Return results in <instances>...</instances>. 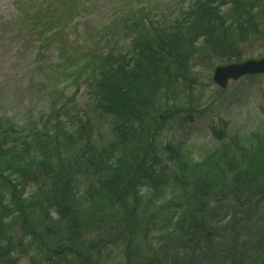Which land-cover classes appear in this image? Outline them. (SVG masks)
<instances>
[{"label":"trees","instance_id":"obj_1","mask_svg":"<svg viewBox=\"0 0 264 264\" xmlns=\"http://www.w3.org/2000/svg\"><path fill=\"white\" fill-rule=\"evenodd\" d=\"M96 1L15 0L21 13L6 31L35 46L44 78L28 92L55 88L46 85L42 61L55 43L59 81L82 77L91 101L81 108L52 97L46 114L0 117V264H11L13 252H33L46 264H95L94 252L124 239L130 248L137 235L159 243L142 264L238 261L237 254L248 255L241 251L248 231L261 227L251 219L264 215V119L248 135L229 136L227 124L212 128L227 141L198 155L173 141L152 155L148 147L157 144L160 113L187 110L183 88L168 93L176 83H195L190 64L200 49L209 47L222 65L237 45L264 37V0H189L186 9V0L110 1L115 24L86 38L93 47L72 57L73 44L60 39ZM104 123L108 131L99 128ZM132 255L111 264H138Z\"/></svg>","mask_w":264,"mask_h":264},{"label":"rangeland","instance_id":"obj_2","mask_svg":"<svg viewBox=\"0 0 264 264\" xmlns=\"http://www.w3.org/2000/svg\"><path fill=\"white\" fill-rule=\"evenodd\" d=\"M120 3L117 2L116 5ZM123 6L121 4L119 8ZM90 7L92 8L91 14L80 16L81 18L77 17L69 22V26L67 25L65 28L67 33L60 39V42L68 47L73 44L72 57H80L86 52V49L93 47V43H90L86 48V38L95 36L97 32L100 33L102 28L105 29L109 24H115L116 16L111 11L117 10V8L110 0L92 2ZM19 12L17 6L14 5V0H0V117L6 115L18 118L26 113L28 109L32 114L37 112L46 114L51 109L52 97H56L58 103H61L63 99H70L71 105L78 104L79 107L86 108L91 101V97L88 94L89 86L85 85L84 79L82 80V77H79L77 81H59L63 77V75H60L62 69L56 67L54 61L58 59L60 46L55 43L48 45L44 51L45 56L42 58L43 62L49 64V67L45 68V75L48 80L46 85L48 89L51 86H55V88L48 90L49 93L40 91L36 87L28 92V86L36 83L42 77V74L36 72L38 60L36 59L37 49L35 46L26 40H23L24 42L21 39L12 40L14 35L6 31L11 22L15 23L19 17ZM120 35L118 34L119 37ZM118 40L122 41L123 46L128 47V38H119ZM209 51V47L207 52L200 49L199 56H197L199 59L193 60L190 64L191 72L196 77L194 84L187 86L185 83H176L169 90L168 95L171 98L174 90L183 88L179 97L183 99L182 104L185 105L187 110L162 112L158 115V119L163 126L155 133L153 141L156 140L157 144L154 142L148 147L150 155L157 153L164 143L169 141L191 145L194 154L198 155L204 145L215 147L221 141H227L226 137L220 139L212 134V128L222 129L224 124H227L229 136L237 133L248 135L252 130H256V127L264 119L261 111V108H264V74L240 76L236 80H230L227 86L223 88L216 84L213 79L215 67L218 65L223 66V64L217 65L215 62L219 58L212 56ZM209 54L211 57L208 56ZM263 56L264 37H258L248 43L244 42L237 45L232 52L230 62H242ZM210 63H213V67H210ZM68 95H72V97L68 98ZM136 118H133L132 123ZM138 118L145 120L142 114ZM137 121L138 119L135 124ZM109 125V123H104V127L99 125V128L102 131H108ZM136 125H139V123ZM145 150V146L140 149L141 152ZM195 155L193 156L196 157ZM9 174L10 169L6 167L3 175L8 176ZM26 191L28 192V189ZM146 194V197L152 196V192ZM50 211V216L58 219L57 213L54 210ZM251 221L252 223L256 221L261 227H253L248 231L250 232L249 241L246 242V246H248L241 250L248 255L240 257L242 254H237L239 256L238 261L232 259L230 262L224 261V264H232L233 261L236 264L264 263V237L260 235L264 231L263 213L260 216L257 212ZM15 233L19 235L17 232ZM128 244V240L124 239L99 252H94L92 256L95 259V264L96 261L97 264L119 263L125 260L123 257L130 249L133 251L132 257L134 260L138 256V264H142L143 258L153 254V247L159 245L154 238L148 240L141 237V235L132 238L130 248ZM16 254L18 253L13 252L9 256L12 261L11 264H31L32 259H35L36 263L39 261L42 264L47 263L44 257L36 256L33 252L28 253L29 256L25 257Z\"/></svg>","mask_w":264,"mask_h":264},{"label":"water","instance_id":"obj_3","mask_svg":"<svg viewBox=\"0 0 264 264\" xmlns=\"http://www.w3.org/2000/svg\"><path fill=\"white\" fill-rule=\"evenodd\" d=\"M253 73H264V57L217 67L213 79L220 86L226 87L229 79L235 80L240 76Z\"/></svg>","mask_w":264,"mask_h":264}]
</instances>
